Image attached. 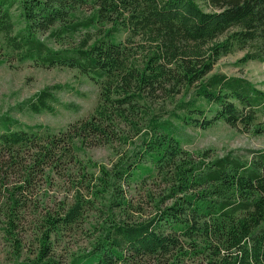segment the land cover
<instances>
[{
    "label": "trees",
    "instance_id": "obj_1",
    "mask_svg": "<svg viewBox=\"0 0 264 264\" xmlns=\"http://www.w3.org/2000/svg\"><path fill=\"white\" fill-rule=\"evenodd\" d=\"M3 51L20 63L77 69L101 88L94 113L60 131L0 117V207L17 264H54L52 236L101 198L107 217L71 264H264V150L192 153L179 138L180 128L217 122L263 132L264 91L212 72L235 51H245L238 65L264 62V0H0ZM62 89L18 108L54 112ZM158 90L182 95L168 118L150 108ZM123 124L137 147L111 168L94 162L88 142L113 145ZM65 176L72 204L46 208L37 257L20 261V212L38 183L51 189ZM124 186L148 189L151 211Z\"/></svg>",
    "mask_w": 264,
    "mask_h": 264
},
{
    "label": "rangeland",
    "instance_id": "obj_2",
    "mask_svg": "<svg viewBox=\"0 0 264 264\" xmlns=\"http://www.w3.org/2000/svg\"><path fill=\"white\" fill-rule=\"evenodd\" d=\"M13 14L15 20H18L17 7L14 8ZM244 55L245 51H235L221 58L212 74L244 77L264 91V62L251 61L238 65ZM58 85L63 89L57 93L59 103H53L54 112L37 114L18 108L20 103L44 89ZM100 94V86L77 69L38 67L30 62L20 63L15 54L6 55V51L0 52V117L8 114L28 126L44 125L60 131L71 123L90 117L98 106ZM181 96L177 95L172 99L173 97L168 96L165 91L158 90L149 105L156 115L168 118L176 111V104ZM258 123L264 128L263 118H259ZM180 129V142L185 150L192 153L209 148H214L220 155L231 151L245 154L246 150H264V130L258 135L252 131L232 128L224 122H217L206 129L193 126ZM130 130L129 126L123 124L121 129L117 130L118 141L113 145L88 142L86 151L89 157L94 162L111 168L122 156L129 155L137 147L140 139L135 138ZM124 137L130 139L126 144L122 139ZM120 139L122 141H119ZM69 179V176L55 178L51 189L40 182L33 194L29 195V199L33 201L32 205L30 203L28 208L20 212L19 228L16 230L20 240V261L31 262L37 257L46 211L54 209L60 202H65L66 206L72 204L75 193L71 189L72 181H68ZM123 190L137 202L142 200L145 210L151 211L153 205L148 202L149 197H145L148 189L124 186ZM105 200L101 198L96 201L84 219L75 226L65 229L61 235L52 236L49 258L54 264H71L74 259L91 250L98 234L97 230L102 220L107 217ZM36 201L38 205H35ZM5 222L4 208L0 207V264H17L16 249L4 234ZM148 262L145 264H152Z\"/></svg>",
    "mask_w": 264,
    "mask_h": 264
}]
</instances>
